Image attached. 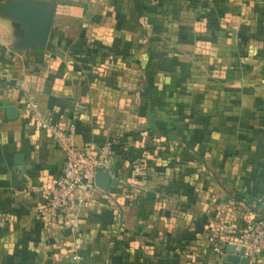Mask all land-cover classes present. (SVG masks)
<instances>
[{
    "label": "crops",
    "instance_id": "1",
    "mask_svg": "<svg viewBox=\"0 0 264 264\" xmlns=\"http://www.w3.org/2000/svg\"><path fill=\"white\" fill-rule=\"evenodd\" d=\"M90 9L54 6L47 44L21 50V27L0 17V264H232L208 233L238 231L259 210L240 220L232 206L227 217V161L195 156L176 108L210 99L204 87L225 77L237 41L260 51L264 0H99ZM86 22L106 25L88 31ZM27 94L47 121L72 125L77 148L105 157L109 188L79 190L74 233L38 217L32 186L51 183L63 155L23 107ZM248 264H264V253Z\"/></svg>",
    "mask_w": 264,
    "mask_h": 264
},
{
    "label": "rangeland",
    "instance_id": "2",
    "mask_svg": "<svg viewBox=\"0 0 264 264\" xmlns=\"http://www.w3.org/2000/svg\"><path fill=\"white\" fill-rule=\"evenodd\" d=\"M32 1L45 2L53 8L75 4L83 13H90L91 3L97 4L99 0ZM104 2L106 5L107 0ZM97 25L106 24L86 22L84 29L92 31L98 28ZM10 41H13L12 37ZM254 45L256 43L253 44L250 38L237 41L225 77L212 79V84L204 87L210 99L203 97L200 105L194 101L176 108L180 112V125L192 128L190 133L184 130L181 136L184 142L190 140L196 144L195 156L227 161V165H221L222 171L227 170L226 200L231 205L226 207L227 217L234 216L232 206L241 213L240 220L253 206L254 210H259V213L248 214L245 222L264 216V46L260 43V51L255 52ZM182 79L185 78H181V82ZM214 228L218 229L213 225L211 230ZM213 252L225 255L224 251Z\"/></svg>",
    "mask_w": 264,
    "mask_h": 264
},
{
    "label": "built area",
    "instance_id": "3",
    "mask_svg": "<svg viewBox=\"0 0 264 264\" xmlns=\"http://www.w3.org/2000/svg\"><path fill=\"white\" fill-rule=\"evenodd\" d=\"M23 107L36 126L44 129L54 145L62 152V165L54 180L49 184H36L32 189L38 193L43 204L37 209L40 220L53 224L60 230L69 229V234L77 231L78 211L85 200L79 190L93 186V174L105 170V157L100 153L88 152L74 145V132L71 124L59 126L47 121L34 107L31 95H25ZM77 104L73 111L76 112ZM212 250L220 253L225 244L241 249L248 262L264 253V219L248 222L238 231L220 232L212 229L207 236Z\"/></svg>",
    "mask_w": 264,
    "mask_h": 264
},
{
    "label": "water",
    "instance_id": "4",
    "mask_svg": "<svg viewBox=\"0 0 264 264\" xmlns=\"http://www.w3.org/2000/svg\"><path fill=\"white\" fill-rule=\"evenodd\" d=\"M0 17L12 20L21 27L19 37L14 43L17 50L29 46L44 47L47 44L51 33L52 5L32 0H4L0 1ZM15 114V107L8 105L5 108L7 118H13ZM20 158V154L14 155V162H18ZM93 184L97 188L107 191L110 184L109 172L101 169L97 170L93 174ZM63 233L69 234V229H64ZM224 252L228 254L227 259L232 264H248L246 256L234 253L232 244H225Z\"/></svg>",
    "mask_w": 264,
    "mask_h": 264
}]
</instances>
